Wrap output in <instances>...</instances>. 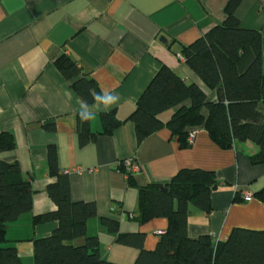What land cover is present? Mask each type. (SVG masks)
Returning a JSON list of instances; mask_svg holds the SVG:
<instances>
[{"label":"crops","instance_id":"1","mask_svg":"<svg viewBox=\"0 0 264 264\" xmlns=\"http://www.w3.org/2000/svg\"><path fill=\"white\" fill-rule=\"evenodd\" d=\"M227 0H0V134L10 133L14 148L0 151V161L16 162L33 190L32 210L9 222L6 241L16 248L18 264H34L33 239L44 237L57 221L34 223L33 216L53 209L46 186V147L54 144L60 171H68L73 201H92L96 217L86 233L98 239L99 255L115 264H132L139 250L117 242L101 217L118 222V233L144 234L143 248L153 250L167 227L165 218L139 223L137 188L128 186L118 162L132 158L140 167L138 186L165 183L181 168L212 170L217 188L209 212L191 209L188 235L225 240L235 227L264 229V203L252 196L264 187V165L252 164V142L222 149L198 127L187 148H180L165 127L137 144L128 116L151 78L165 65L184 81L195 80L180 49L220 23ZM235 15L244 28L264 38V0H241ZM164 37L166 44L159 39ZM60 54L90 72L99 93L119 96L105 110L103 102L86 105L53 64ZM253 58L244 50L242 72ZM264 66V52L262 56ZM96 95V96H97ZM213 96L209 92V97ZM177 107L161 114L166 121ZM114 111L123 121L102 133L101 112ZM93 136L80 144L82 118ZM75 169H80L77 173ZM133 216V218H132ZM81 242V240H78Z\"/></svg>","mask_w":264,"mask_h":264},{"label":"trees","instance_id":"2","mask_svg":"<svg viewBox=\"0 0 264 264\" xmlns=\"http://www.w3.org/2000/svg\"><path fill=\"white\" fill-rule=\"evenodd\" d=\"M240 1L227 0L223 20L181 47V57L195 80L184 81L165 65L151 78L127 118L137 144L165 127L180 148H187L189 131L202 127L222 149L252 142L257 149L249 155L250 162L264 165V38L260 31L241 26L235 15ZM248 48L253 58L238 72L237 61ZM53 64L85 105L95 101L99 91L90 72L66 54L57 56ZM175 107L164 121L161 114ZM101 119L103 134H111L123 122L113 110L101 112ZM92 136L83 117L79 143L85 144ZM13 148L12 135L1 133L0 151ZM46 153L48 174L54 178L47 184L46 194L54 207L34 215L33 222L58 224L49 235L33 239L34 264H115L99 255L97 237L86 233L87 221L97 215L94 202L71 199L68 174L58 168L56 146L47 145ZM117 168L127 185L137 188L135 219L139 223L159 217L167 221L155 248L146 250L143 233L120 234L116 220L100 218L108 230L118 234V243L139 250L132 264H264V229L235 227L219 241L209 235H188L190 210H211L210 195L217 188L212 170L181 168L165 183L138 186L122 164ZM253 196L264 203V187ZM32 203L31 183L19 165L0 161V264L19 263L16 248L1 244L6 241V225L30 212Z\"/></svg>","mask_w":264,"mask_h":264},{"label":"built area","instance_id":"3","mask_svg":"<svg viewBox=\"0 0 264 264\" xmlns=\"http://www.w3.org/2000/svg\"><path fill=\"white\" fill-rule=\"evenodd\" d=\"M196 131H197V128H193V129H191V130L189 131V133H188V135H187V142H188V143H191V142L193 141V138H194V136H195V134H196ZM119 164H122L123 167L125 168V170H126L128 173L132 174V175H134L135 173H139V172L141 171V170H140V167H139L137 164H135V163L133 162V159H132V158H128V159L122 160V161L118 162L117 165H119ZM75 171H76L77 173H81V170H80V169H75ZM63 173L68 174V171H63ZM124 176H125V175H124ZM252 196H253V194H252L251 192H245V193L243 194V198H244L245 200L250 199ZM210 236H213V234L210 235Z\"/></svg>","mask_w":264,"mask_h":264},{"label":"clouds","instance_id":"4","mask_svg":"<svg viewBox=\"0 0 264 264\" xmlns=\"http://www.w3.org/2000/svg\"><path fill=\"white\" fill-rule=\"evenodd\" d=\"M95 99L97 101H101L103 102L104 106H105V110H107L108 108H110L112 105L116 104L119 100V96L118 95H115V94H112V93H108V92H105L101 95H97L95 97ZM84 111H87L88 112V118H92V116L94 115L93 113H91L88 109H87V106L85 105L84 108H83Z\"/></svg>","mask_w":264,"mask_h":264},{"label":"water","instance_id":"5","mask_svg":"<svg viewBox=\"0 0 264 264\" xmlns=\"http://www.w3.org/2000/svg\"><path fill=\"white\" fill-rule=\"evenodd\" d=\"M159 40H160L161 42H163L164 44H166V39H164V37H161Z\"/></svg>","mask_w":264,"mask_h":264}]
</instances>
